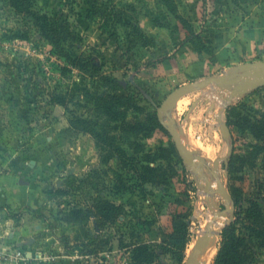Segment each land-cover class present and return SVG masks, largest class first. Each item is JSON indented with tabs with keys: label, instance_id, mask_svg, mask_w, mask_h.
<instances>
[{
	"label": "rangeland",
	"instance_id": "374dc122",
	"mask_svg": "<svg viewBox=\"0 0 264 264\" xmlns=\"http://www.w3.org/2000/svg\"><path fill=\"white\" fill-rule=\"evenodd\" d=\"M27 1L77 30L75 50L110 79L78 69L62 75L64 61L34 19L0 0V249L22 251L23 259L11 264H128L120 238L132 241L127 232L133 231L142 240H160L163 230L172 232L174 214L192 208L188 259L207 228L212 199L219 222L212 239L217 248L205 262L212 264L236 210H264V86L240 89L251 73L240 64L264 60V30L252 42L238 35L240 46L228 41L226 49L215 44L216 32L232 22L242 29L254 17L262 24L264 0ZM171 57L181 70L191 65L189 75L179 76L185 80L171 81ZM197 83L159 114L172 91ZM52 92L64 93L69 107L51 104ZM107 94L117 104L101 98ZM99 104L111 106L115 119ZM170 116L202 177L179 154ZM113 145L136 159L138 170L123 166ZM218 178L236 203L217 192ZM120 184L126 188L117 191ZM99 197L124 207L119 222L102 232L89 211ZM73 207L81 212L74 215ZM251 243L250 264H264V245ZM163 259L172 262L169 255Z\"/></svg>",
	"mask_w": 264,
	"mask_h": 264
},
{
	"label": "trees",
	"instance_id": "16d2710c",
	"mask_svg": "<svg viewBox=\"0 0 264 264\" xmlns=\"http://www.w3.org/2000/svg\"><path fill=\"white\" fill-rule=\"evenodd\" d=\"M9 2L17 12L34 19L35 26L41 35L52 44L54 54L64 61L63 65L60 66L62 75L68 74L73 69H78L82 73L89 71L94 74L98 73L100 77L106 80L110 79L108 75L101 72L100 66L91 57H86L75 50L74 43L80 40V34L77 30L71 28L68 22L41 14L30 1L9 0ZM63 94L50 93V103L69 107ZM101 98L113 100L108 101L117 104L110 94ZM119 105L125 106L127 102H122ZM99 107L103 109V114L110 117V120L115 119V112L111 110V106L108 104L100 106L99 104ZM155 115V121L159 122L160 116L157 113ZM76 120H79V118L77 117ZM137 125L142 129V122H137ZM111 148L117 153V157L123 162V166L138 170L137 160L129 156L121 146L113 145ZM155 160L156 158L147 161L154 163ZM146 168L153 169L154 167L148 164ZM144 180L147 181V178ZM125 188V184L116 186L117 191ZM232 199L236 203L237 198L234 193H232ZM191 209L187 208L186 212L180 210L176 212L172 220V232L163 230L160 240L145 241L133 231L127 232V236H132V241L120 238V247H125L130 252L128 264H185L190 243L189 227L186 219L191 216ZM70 211L76 215L81 212V209L73 207V210ZM89 211L94 212L98 217L96 227L102 232L109 224L119 222V218L124 213V207L99 197ZM235 216L236 218L229 221L223 228L219 248L212 264H250L255 256V248L251 243V239H255L259 244L264 245V210L254 211L245 208L240 211L236 210ZM98 236L101 237L102 234L100 233ZM165 255H169L172 262H165L163 259Z\"/></svg>",
	"mask_w": 264,
	"mask_h": 264
},
{
	"label": "water",
	"instance_id": "95a60500",
	"mask_svg": "<svg viewBox=\"0 0 264 264\" xmlns=\"http://www.w3.org/2000/svg\"><path fill=\"white\" fill-rule=\"evenodd\" d=\"M240 67L245 70H250L251 73L248 75L250 79L245 80L241 85V93H246L251 89H258L264 86V60L260 61H252L240 64ZM202 83L197 84H188L184 86H180L179 88L172 91L166 99L163 101L162 105L159 108V114L162 115L163 112H168L171 106L179 100L183 95H185L189 89L193 87H199ZM176 119L172 116L169 117L168 126L171 132L172 138L174 140L175 146L182 156L184 162L193 170V172L198 173L201 177L204 175L203 169L198 168V163L195 161V158L189 149V147L183 142L181 135L178 132V129L175 126ZM221 129L224 135H228L229 127L226 123L221 124ZM213 173L215 174V168L213 169ZM207 194L208 196L211 194V181L207 180ZM218 188L217 192L221 193L226 200L232 201V195L228 190L226 184H224L221 178L217 179ZM223 214H227V210L222 212ZM215 221V220H212ZM213 236H216L215 231L212 228V224L207 225V230L202 232L200 238L195 241L193 251L191 255L186 260L185 264H197V257L200 254L205 253L207 248L210 246Z\"/></svg>",
	"mask_w": 264,
	"mask_h": 264
},
{
	"label": "crops",
	"instance_id": "0c3cea01",
	"mask_svg": "<svg viewBox=\"0 0 264 264\" xmlns=\"http://www.w3.org/2000/svg\"><path fill=\"white\" fill-rule=\"evenodd\" d=\"M259 20H260V18H255V17L252 18L251 22L253 23L254 26L252 25L251 22H250L251 25H249V26L247 25L248 24L247 22H243L242 29H240V27H238V26H237V28L233 27L234 22H232L231 24H227V26H230L231 28H235V29L226 30L225 27H227V26H225L223 28V31H221L222 28H221V25H220V27L217 28L218 30L216 32L217 35L219 34L220 38L217 41H215V44L219 45V49H221V48L223 49L224 47H222V46L226 45V47H227V43L229 41V42L233 43L234 48H235V46L238 47V46H240V40H238L236 38H237L238 35H242V34L248 36V41L249 42H252L253 40H256V36H253V35L260 34L264 30V24H263L264 22H262V24H260ZM246 29H248V31H246ZM226 47L224 49H226ZM174 58L175 57H171V58L168 59L169 69H170L168 71V76L170 77L171 81H173V83H176L178 81V78L184 76L183 75L184 72L186 73V75L190 74L191 65L187 64L186 67H185L186 69H182L181 70V69H179L180 67H178V61L175 60ZM186 62L187 61H185V64H186ZM185 78H180V79L185 80Z\"/></svg>",
	"mask_w": 264,
	"mask_h": 264
},
{
	"label": "bare ground",
	"instance_id": "6f19581e",
	"mask_svg": "<svg viewBox=\"0 0 264 264\" xmlns=\"http://www.w3.org/2000/svg\"><path fill=\"white\" fill-rule=\"evenodd\" d=\"M232 91V90H231ZM231 93V92H230ZM181 100L182 99H179L178 101H177V104H179L180 102H181ZM205 177V176H204ZM209 202H210V204H211V210L209 211V213L207 214V217H208V225L209 224H212V228H213V230L215 231L216 230V227H217V225L219 224V222H218V218L217 219H215V216H214V214H216V210H215V208L212 206V204L214 203V201L212 200V199H210L209 200ZM215 204V203H214ZM200 208V207H199ZM204 212V211H203ZM212 220H215V221H212ZM220 221V220H219ZM202 226H203V224H202ZM205 226V225H204ZM206 228V227H205ZM203 229L202 230V232H204L205 230H207V228L206 229ZM215 248H217V247H215V242H214V240H213V242H212V245H211V248H210V250H209V254H208V256H202V257H200V259H199V264H205V262H206V260L209 258V257H211L213 254H214V252H215ZM204 254V253H203ZM200 255H202V254H200ZM199 256V255H198ZM198 258V257H197ZM198 262V261H197ZM198 264V263H197Z\"/></svg>",
	"mask_w": 264,
	"mask_h": 264
},
{
	"label": "built area",
	"instance_id": "2783aa9c",
	"mask_svg": "<svg viewBox=\"0 0 264 264\" xmlns=\"http://www.w3.org/2000/svg\"><path fill=\"white\" fill-rule=\"evenodd\" d=\"M21 259H23V254L20 250L6 252L0 249V264H11Z\"/></svg>",
	"mask_w": 264,
	"mask_h": 264
}]
</instances>
